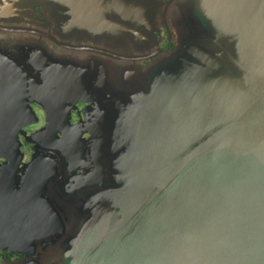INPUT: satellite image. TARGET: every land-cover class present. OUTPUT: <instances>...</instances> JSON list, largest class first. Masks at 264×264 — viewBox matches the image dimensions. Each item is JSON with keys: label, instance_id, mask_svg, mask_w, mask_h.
<instances>
[{"label": "water", "instance_id": "obj_1", "mask_svg": "<svg viewBox=\"0 0 264 264\" xmlns=\"http://www.w3.org/2000/svg\"><path fill=\"white\" fill-rule=\"evenodd\" d=\"M158 1L116 0L113 9L152 4L151 20L171 24L178 46L150 66L118 68L96 90L101 109H122L125 126L145 128L98 131L83 180L109 188L92 217L103 223V254L82 264H264V0ZM35 79L26 58L0 49V157L11 160L0 196L16 203H32L33 188L49 203L42 157L67 153L76 138L22 129L38 120ZM20 132L36 145L23 191Z\"/></svg>", "mask_w": 264, "mask_h": 264}, {"label": "flooded vegetation", "instance_id": "obj_2", "mask_svg": "<svg viewBox=\"0 0 264 264\" xmlns=\"http://www.w3.org/2000/svg\"><path fill=\"white\" fill-rule=\"evenodd\" d=\"M116 4V0H9L4 8L0 0V49L15 52L33 66V97L40 99L31 103L37 122L22 129L31 135L49 126L58 141L69 136L67 131L74 130L76 137L70 139L74 146L67 153L42 157L39 169L47 176L43 191L49 203L37 202L36 188L25 195L32 203H23L22 196L21 203L11 201L16 197L0 196V264H82L83 259L103 254V223L92 217L102 208L99 197L106 188L102 181L87 184L83 175L94 166L98 131H139L145 125L125 126L124 110L101 109L96 90L100 86L104 90L105 80H116L118 68L150 66L162 52L178 46L171 24L162 18L151 20L152 4L147 11L140 5L128 13L114 11ZM156 50L160 52L155 54ZM19 138L25 156L15 187L23 191V170L36 145L22 132ZM10 162L0 157V172ZM42 184L35 180L36 186Z\"/></svg>", "mask_w": 264, "mask_h": 264}, {"label": "rangeland", "instance_id": "obj_3", "mask_svg": "<svg viewBox=\"0 0 264 264\" xmlns=\"http://www.w3.org/2000/svg\"><path fill=\"white\" fill-rule=\"evenodd\" d=\"M72 204V202H70Z\"/></svg>", "mask_w": 264, "mask_h": 264}]
</instances>
